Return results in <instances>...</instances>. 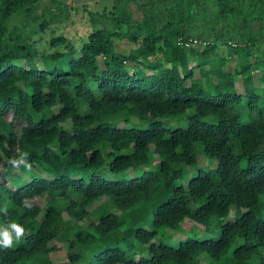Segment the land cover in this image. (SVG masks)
Listing matches in <instances>:
<instances>
[{"label":"trees","instance_id":"16d2710c","mask_svg":"<svg viewBox=\"0 0 264 264\" xmlns=\"http://www.w3.org/2000/svg\"><path fill=\"white\" fill-rule=\"evenodd\" d=\"M34 1L0 0V232L15 240L0 264H264V0H136L139 18L113 0L78 44L59 33L45 50L46 20L7 28ZM191 58L201 76L218 63L211 87ZM185 218L218 231L154 240Z\"/></svg>","mask_w":264,"mask_h":264},{"label":"rangeland","instance_id":"374dc122","mask_svg":"<svg viewBox=\"0 0 264 264\" xmlns=\"http://www.w3.org/2000/svg\"><path fill=\"white\" fill-rule=\"evenodd\" d=\"M144 1V0H142ZM113 4V0H35L29 6V11L19 10L13 13L7 23V28L10 31L9 33L20 32L21 30H33L39 22L42 20H46L47 25L46 29L41 32V38L39 39L40 47L42 50H45L46 47H49L48 42H45L50 36L63 34L69 39H71L75 44H78L83 38L86 37L87 33L91 28V18L92 15H97L96 13L101 11H107L111 8ZM128 6L132 10V15L135 18H139L140 10L137 8L136 0H129L127 2ZM217 53L219 55H228L232 52V48L227 45L220 43L218 44ZM234 54H232L233 56ZM39 61V60H38ZM40 64V61L38 62ZM189 63L193 64V59L189 60ZM234 64V59H227L224 64H222L221 68L229 69ZM218 63L213 65L205 64L207 74L201 76L199 69L197 66L193 64V72L194 76L201 77L205 86L211 87L213 82L216 81V69L218 67ZM254 73H258L257 69L253 70ZM237 88L242 90L240 84H238ZM114 119H117L118 124L129 125L135 124L143 127H147V122L145 120L138 121L136 117L132 115H124L123 113L117 114V116H113ZM163 120L168 124H178L184 123L183 118H175V117H164ZM138 121V122H137ZM68 125L67 122L64 123ZM152 147V145H151ZM155 157V156H154ZM215 160L212 157L203 156L202 153H199L197 156V160L195 165H214ZM193 167V166H192ZM0 178L5 180V183H11V178L8 173L0 172ZM185 178V177H184ZM184 180V179H183ZM105 198V196H101L98 199L92 201L88 208L92 211L95 207ZM46 195H37L34 197V201H36L39 205H43L45 203ZM116 211V209H114ZM234 213V209L231 208L228 216ZM65 218L67 215L63 212ZM95 215L93 213L87 215L85 219L82 221V225L87 226L89 220L94 219ZM146 227L150 226V216L143 222ZM218 231V226L216 222L209 224L207 229L204 228L203 224L194 222L185 218L179 228H159L157 235L154 237L155 241L156 237L162 238L169 243H175L178 239L185 237L186 235H195L198 237H206V236H215ZM214 232V233H213ZM15 240H13V243ZM57 248L55 250L50 251L49 256L52 262L60 261L66 258V242L61 240H53ZM204 259H207V256L202 253L201 254Z\"/></svg>","mask_w":264,"mask_h":264},{"label":"clouds","instance_id":"9594fccd","mask_svg":"<svg viewBox=\"0 0 264 264\" xmlns=\"http://www.w3.org/2000/svg\"><path fill=\"white\" fill-rule=\"evenodd\" d=\"M11 228L15 232L17 239H19L24 233V229L16 224H12ZM0 238H2L4 247H11L13 240L11 234L8 231L0 232Z\"/></svg>","mask_w":264,"mask_h":264},{"label":"built area","instance_id":"2783aa9c","mask_svg":"<svg viewBox=\"0 0 264 264\" xmlns=\"http://www.w3.org/2000/svg\"><path fill=\"white\" fill-rule=\"evenodd\" d=\"M177 42L181 43V40H180V38L177 40ZM194 42H197V43H198L199 41H198V40H196V39H193L192 43H194ZM192 43H191V44H192ZM201 43H203V42H201ZM185 44H187V45H188V44H190V43H189V42H185Z\"/></svg>","mask_w":264,"mask_h":264}]
</instances>
